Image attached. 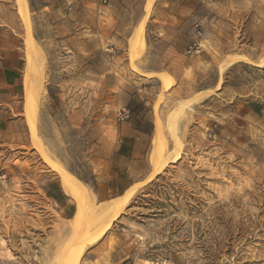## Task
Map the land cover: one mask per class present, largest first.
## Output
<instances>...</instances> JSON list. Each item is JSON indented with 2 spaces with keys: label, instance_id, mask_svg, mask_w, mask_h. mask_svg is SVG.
Listing matches in <instances>:
<instances>
[{
  "label": "rangeland",
  "instance_id": "374dc122",
  "mask_svg": "<svg viewBox=\"0 0 264 264\" xmlns=\"http://www.w3.org/2000/svg\"><path fill=\"white\" fill-rule=\"evenodd\" d=\"M148 2L26 0L27 22L0 0V33L25 57L32 35L39 56L25 127L0 143V264H264V0ZM152 99L145 172L129 175L117 113ZM158 120L180 154L148 179ZM61 166L96 205L135 186L107 230L45 197L41 174L60 182Z\"/></svg>",
  "mask_w": 264,
  "mask_h": 264
},
{
  "label": "crops",
  "instance_id": "0c3cea01",
  "mask_svg": "<svg viewBox=\"0 0 264 264\" xmlns=\"http://www.w3.org/2000/svg\"><path fill=\"white\" fill-rule=\"evenodd\" d=\"M0 55V143L4 144L13 142V137L20 135L18 128L25 127L22 99L26 57L22 40L11 33H0ZM146 88L144 87V89ZM174 92H177V89L173 86L170 88V93ZM187 95L189 94L185 96ZM132 98L133 96H130L129 100ZM153 100L145 102L149 108L141 113L138 112L141 115H138V110L131 106L129 118L121 122L120 125L123 157L127 155L129 159L125 172L129 175L136 173L139 176L145 172L142 162L145 147L140 148V146L144 137H148L149 134L153 136L154 133ZM149 114L151 117H148ZM148 123L150 124L148 125ZM148 126L151 127V131L144 128ZM41 178H44L42 191L45 197L62 205L58 210L59 214L71 215L73 208L70 203H66L67 195L62 191L59 178L55 173L43 172ZM122 191L124 189L119 193Z\"/></svg>",
  "mask_w": 264,
  "mask_h": 264
},
{
  "label": "bare ground",
  "instance_id": "6f19581e",
  "mask_svg": "<svg viewBox=\"0 0 264 264\" xmlns=\"http://www.w3.org/2000/svg\"><path fill=\"white\" fill-rule=\"evenodd\" d=\"M20 1H21V9L24 13L25 19H27V22H28V16H27L28 8H27L26 0H20ZM152 1L153 0H149L148 4L150 5ZM140 40L142 43H144V36L142 32H140ZM25 49H26V57H27L28 62H27V69H26L25 77H24V84H25L24 89H25V96H26L27 102L30 103L32 102V100L34 101L37 98L35 94V91H36L35 86L33 84L34 81H32L31 75L33 71L35 70L38 71L36 69L37 65L34 64V58H33L36 55L38 56V54L36 53L38 51L35 45V39L30 34L28 38L26 39ZM40 51L41 50H39V53H41ZM41 54L40 56L42 57ZM239 60H246V58L244 56H233V58L231 59V63H234ZM40 70H41V67H40ZM159 75H162V74H159ZM35 80L37 79L35 78ZM41 87L42 85L40 86V88ZM173 139H174V149L170 151L168 149L169 142L164 136L162 128H161V122L160 120H158L156 124V129H155V136L153 139V146H152V150L150 154V162L153 167L152 168L153 170L149 174L148 179L160 173L169 163L174 162L175 160L179 158L181 143L178 137L175 135V133H173ZM172 152L174 153V155L173 154L171 155ZM58 169H59V175H60V183H61L63 192L66 195L72 197L77 204L76 212L72 219L74 228L75 227L83 228L85 226H88L89 228L97 227V230H99L100 232L107 230L110 227V224L112 223V221L116 217H118V215L121 213L124 205L128 202L131 194H133V190H134L133 188L135 187V186H131L128 190H126L120 196L111 198L107 202L102 203L100 205L98 204L96 205L95 204L96 202L94 203L93 201L94 198L91 199L93 196L90 197L91 191L88 190L85 183H83L79 178H77L73 173L67 170L64 166H61ZM81 252H82V249L80 250V253Z\"/></svg>",
  "mask_w": 264,
  "mask_h": 264
},
{
  "label": "built area",
  "instance_id": "2783aa9c",
  "mask_svg": "<svg viewBox=\"0 0 264 264\" xmlns=\"http://www.w3.org/2000/svg\"><path fill=\"white\" fill-rule=\"evenodd\" d=\"M195 50H197L196 46H195ZM191 51H192V47H190L187 52H191ZM0 61H1V55H0ZM129 116H130V110L128 108H122L117 113L118 120H126L129 118Z\"/></svg>",
  "mask_w": 264,
  "mask_h": 264
}]
</instances>
